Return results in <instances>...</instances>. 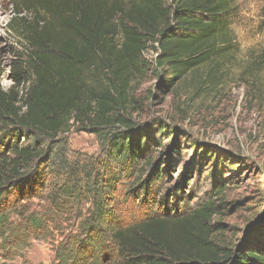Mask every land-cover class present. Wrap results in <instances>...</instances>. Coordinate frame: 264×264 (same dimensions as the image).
<instances>
[{"label": "trees", "instance_id": "trees-1", "mask_svg": "<svg viewBox=\"0 0 264 264\" xmlns=\"http://www.w3.org/2000/svg\"><path fill=\"white\" fill-rule=\"evenodd\" d=\"M16 2L17 14L31 19L11 25L28 44V76L14 78L7 92L0 87L4 261L55 229L63 235L57 264H102L110 253L113 264H264L263 253L231 250L216 240L222 229L214 224V202L188 215L146 214L130 224L109 205L118 171L127 176L138 166V149L147 139L130 117L138 111L131 89L147 67L144 53L149 48L157 53L156 72L167 88L203 67L215 79L234 54L232 1ZM75 129L98 138L99 160L69 158L64 136ZM139 189L140 194L138 188L130 193L141 207L149 187L143 183ZM46 190L47 205L32 210V199L43 198ZM89 201L86 214L74 209ZM66 223L74 229L68 234Z\"/></svg>", "mask_w": 264, "mask_h": 264}, {"label": "rangeland", "instance_id": "rangeland-1", "mask_svg": "<svg viewBox=\"0 0 264 264\" xmlns=\"http://www.w3.org/2000/svg\"><path fill=\"white\" fill-rule=\"evenodd\" d=\"M231 1L234 54L219 66L215 79L208 76L210 67H203L167 88L156 72L157 53L151 48L144 53L147 67L131 89L138 111L130 117L147 139L138 149V166L127 176L118 171L109 205L130 224L146 214L188 215L214 202V224L222 229L216 240L231 250L264 254V0ZM17 8L16 0H0V87L4 92L14 86V78L28 76V44L15 23L22 18L30 21L31 15L20 16ZM64 138L71 160L102 157L94 134L75 129ZM143 183L149 195L139 207L130 191L138 188L140 194ZM48 195L46 190L43 198L32 199L31 209L43 210ZM155 201L157 205L152 206ZM74 209L86 214L92 203ZM68 224L65 230H74ZM62 237L54 229L17 250L11 260L4 261L0 254V264H57ZM110 254L102 264L114 263L109 260L116 257Z\"/></svg>", "mask_w": 264, "mask_h": 264}]
</instances>
